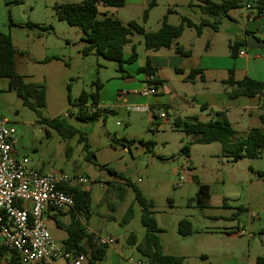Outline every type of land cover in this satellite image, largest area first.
Wrapping results in <instances>:
<instances>
[{
  "label": "rangeland",
  "instance_id": "374dc122",
  "mask_svg": "<svg viewBox=\"0 0 264 264\" xmlns=\"http://www.w3.org/2000/svg\"><path fill=\"white\" fill-rule=\"evenodd\" d=\"M12 1L0 0V31L10 34L19 50L17 73L29 83L45 86L47 104L38 116L11 89V80L0 78V117L15 127L16 148L28 151L32 166L43 169L44 174L63 172L88 179L84 189L90 193L89 216L81 225L87 231L92 230L95 236L116 240L110 247L112 263L147 264L136 247L127 243L131 234L137 236L139 243L146 235L141 206L129 183L155 204V217L163 231L160 239L164 254L182 256L187 264H258L259 258L264 259V177L259 174L264 172V156L233 161L223 155L219 142L196 144L194 136L179 130L173 110L168 111L165 119L160 118L162 113L166 114L162 106L151 107L149 112L136 110V106L148 101L135 94L141 91L144 78L139 69L146 66L141 36L137 35L142 41L138 49L140 59L124 66L125 74L129 75L124 79L118 63L97 55H83L82 32L57 18L55 5L63 0H24L21 5L11 4ZM71 1L81 4L84 0ZM190 2L198 3L197 0L162 1L155 16L175 5L179 12L195 21L205 18L199 9L193 12L188 8ZM103 11L101 7V17ZM27 22L53 29L28 30L22 26ZM239 22L242 23L240 18ZM154 25L152 22L151 26ZM230 28L232 34L239 33L234 25ZM185 37L188 39L189 34ZM218 50L227 52L222 45ZM131 54V47L127 46L125 55ZM47 57L61 60L42 63ZM98 84L103 86L104 110L115 112L99 121H79L76 104L80 94L94 91ZM219 89L227 106L224 91L232 92L234 88L219 86ZM119 91L129 94L119 97ZM188 91V88L178 90L182 97ZM55 118L66 119L80 130L88 139L90 150L84 149L79 134L65 138L49 126L48 121ZM216 120L217 115L213 113L212 119H203V122ZM233 128L240 138L249 129L264 131V125L255 116L240 125L234 123ZM149 143H154L150 150ZM186 146L190 149L189 155L183 151ZM181 176L185 181L179 184ZM197 179L211 187L206 209L197 206ZM130 208L133 218L123 224ZM65 216L71 218L69 212ZM45 220L55 240L63 245L68 236L66 230L58 228L47 215ZM183 220L191 223L192 235L180 234L179 223ZM239 231L245 235L238 236Z\"/></svg>",
  "mask_w": 264,
  "mask_h": 264
},
{
  "label": "trees",
  "instance_id": "16d2710c",
  "mask_svg": "<svg viewBox=\"0 0 264 264\" xmlns=\"http://www.w3.org/2000/svg\"><path fill=\"white\" fill-rule=\"evenodd\" d=\"M160 0H153L146 10L144 21H147L149 12L156 7ZM198 7L208 19L202 20L196 25L191 19L182 17L179 25H171L168 22V14L162 20V25L158 31L148 32L145 28L135 21L124 25L117 18L103 14L100 16L99 8H122L126 4V0H85L81 4H57L55 10L58 19L65 21L69 26L78 28L82 32L81 41L84 43L82 53L84 56L97 55L105 60L113 61L119 64V72L124 78L129 75L125 74L124 66L134 64L139 55L137 47L132 46V54L129 58H125L124 49L130 43V38L134 34L144 37L145 46L149 50L158 51L161 49L174 48L175 52L183 57L191 56V53L185 51L178 45L177 40L184 34L186 28H195L197 33L201 35L203 28L212 26L218 30V26L225 18H230V12L242 9L247 5H252L257 10V16L264 14V0H227L221 3H215L212 0H197ZM24 0H14L11 4L21 5ZM191 2L190 6H193ZM26 27L30 30L41 29L43 31L51 29L50 27H41L32 22H27ZM250 33H248L249 35ZM242 44V43H241ZM241 44L237 43L231 46L233 55L236 53ZM247 41H244V46ZM20 55L18 49L14 46L13 38L10 34H4L0 31V78H8L11 80V89L21 99L24 106L41 116V110L47 104V91L43 84L29 83L25 77L17 73V56ZM54 60H61L59 57H47L42 63H49ZM140 73L151 75L155 74V70L147 65L139 70ZM199 71H192L191 75H195ZM158 85L161 82L156 80ZM227 85L235 87L231 92L232 98L246 96L249 98L259 97L261 106L264 109V82L256 81L251 78H245L240 82L234 79V71H230V78L226 81ZM102 85H96V89L91 92L83 91L77 101L78 107L76 118L82 122L99 121L100 118L106 119L108 114L115 111H107L99 108L101 99ZM261 123L264 125V114L259 116ZM177 127H182V131L187 135L195 137L196 144H212L219 142L222 145L223 155L231 158L233 161L241 159L255 160L264 156V131L253 129L243 138L236 139V131L228 120L202 122L197 117H192L188 121H179L175 123ZM48 125L59 131L65 138H74L78 134L81 136L80 141L84 144L86 151L90 150V144L86 136L74 126L70 125L66 119L55 118L48 121ZM154 143L148 144V149L153 148ZM184 153L189 155L188 146L183 148ZM90 156V155H89ZM88 156V157H89ZM94 157V155L91 154ZM93 158H88L92 161ZM109 171L116 177L121 175L114 170ZM264 177V172L259 173ZM198 192L196 195L197 206L206 209L211 199V187L201 183L199 179ZM129 186L135 192V199L140 204L142 210L141 222L146 229V235L142 242H138L136 235L131 234L127 239V243L135 246L137 251L142 255L147 264H187L182 256L166 255L163 252L160 234L163 232L159 227L154 213L155 204L144 196L142 191L129 183ZM73 195L76 202V208L68 211L71 215V222L61 227L59 221L57 224L60 228H64L68 233V238L63 245L70 251L75 253H83L88 256L91 264L103 262L106 259L108 247H100L96 243V236L88 233L81 222L78 215H83L86 219L89 216L90 193L81 188L65 189ZM62 212L52 216L57 220ZM133 218V209L130 208L124 217L123 224H128ZM179 232L182 236H190L193 233L191 223L183 220L179 223ZM87 244L84 245L83 242ZM11 256L10 264H19L17 257L13 252L5 247H0V264H3L5 256ZM258 264H264V259L259 258Z\"/></svg>",
  "mask_w": 264,
  "mask_h": 264
},
{
  "label": "crops",
  "instance_id": "0c3cea01",
  "mask_svg": "<svg viewBox=\"0 0 264 264\" xmlns=\"http://www.w3.org/2000/svg\"><path fill=\"white\" fill-rule=\"evenodd\" d=\"M152 1L153 0H126L125 6L116 9V11H111V8L103 7L104 11L102 12V15L107 14L108 16L117 18L124 25H128L130 22L135 21L142 25L148 32L158 31L162 25L164 16L168 14L169 11L171 12H169L168 15V22L169 24L175 26L180 24L182 17L191 19L196 25H199L204 19H208L213 22V19L208 18L206 15L205 18L202 17L195 21L188 15L179 12L176 8L177 6L175 5L173 8L167 7L166 10L162 12V15L156 17L155 11L159 8L160 3L165 0H160L157 6L151 9L147 21H144L145 12L149 8ZM212 1L215 3H221L227 0ZM61 4L76 3L71 0H63ZM197 4L190 6V2L187 5L192 11L194 9L200 10ZM251 7V9H247L245 6L242 9L231 11L230 18L223 19L222 23L218 26V30H215L212 26H207L203 28L201 35H199L195 28H186L184 34L177 40V43L185 51L191 53V56L189 57L178 55L174 48L161 49L158 51L149 50L145 46L144 37L142 35L134 34L131 36L130 43L127 44L126 47L130 46L132 50V46L135 45L138 53V49L142 47V41L138 39V36H141L143 38V46L145 47L146 66L150 65L155 70L156 78L159 82H161V84L158 85L159 93L155 96L148 97L147 103L138 105L136 108H140V111H146L145 109H147L149 112L151 107H165V118L168 117V111L173 110L175 113V123L179 121H188L192 117H197L203 122V119H212V115L215 113L217 115L216 121H223L226 119L232 126L234 123L240 125L241 123L252 119L253 116L259 118L261 114H264V109L261 106V100L259 97L249 98L246 96H240L238 98H232L230 95L231 92L225 90L224 94L228 100V104L225 106L223 102L224 97L221 93H219V86L231 88L230 85L226 84V81L230 78L231 70L234 71V79L236 82H240L245 78H251L256 81L264 82V14L257 16V10L252 5ZM174 18H177L178 21L176 19L175 22ZM239 18L242 20V23L239 22ZM59 22L65 21L59 20ZM152 22H154L156 26H151ZM231 24L239 29L238 34H232L230 26L233 25ZM22 26L23 28L28 29L26 27V23ZM49 27L51 30L53 29L51 26ZM239 27H242V29ZM33 30L41 29L36 28ZM248 33H250L249 35H254L258 39L260 46L251 49L248 44L245 46L243 45L244 41H247ZM186 34H189L188 39L185 37ZM237 43L242 44L233 55L231 46ZM219 45L226 46L227 52L219 53ZM250 50H252L251 54L249 53ZM241 51H244L246 54L241 56ZM138 55V59H140V54L138 53ZM130 56L125 55V58H129ZM192 71L199 72L195 75H191ZM147 76V74H144L142 86L140 88L141 91L147 87ZM122 78L124 77L122 76ZM178 88H188L189 91L187 94L185 92L183 94L184 97H182L179 95ZM232 88L235 89V87ZM138 93L139 92H136L135 94L139 95ZM128 94L129 93L123 91H119L117 93L119 97L126 96ZM105 107V99L102 91L99 108L105 109ZM230 117H232V120ZM160 118L162 117L160 116ZM177 128L179 130L183 129L182 127ZM251 130L252 129H249L245 135L247 136ZM239 138L240 137L236 134V139ZM16 152L18 158H22L23 156L27 157L28 151L26 149L19 151L16 148ZM40 171L43 173V169H40ZM176 172L177 170H175V173ZM79 188L86 191L84 187ZM67 212H62V215L58 216L57 220H54L52 216L58 214L59 212L50 211L47 216L56 223L58 228H60V226L64 227L71 222V218L69 219L68 216H65ZM57 221H59L60 226L57 224ZM88 233H93V231L89 230ZM67 238L68 236L63 241ZM83 244L86 245L87 242L84 241ZM112 250L117 252L115 248ZM112 255L113 253L109 248L106 259L103 262L113 264ZM62 262L63 264H66L64 261ZM10 263L11 256H5L3 264ZM87 264H91L90 261ZM97 264H102V262Z\"/></svg>",
  "mask_w": 264,
  "mask_h": 264
},
{
  "label": "built area",
  "instance_id": "2783aa9c",
  "mask_svg": "<svg viewBox=\"0 0 264 264\" xmlns=\"http://www.w3.org/2000/svg\"><path fill=\"white\" fill-rule=\"evenodd\" d=\"M246 8L252 7L247 5ZM245 54L244 51L240 52L241 56ZM156 80L155 74L148 75L147 87L138 94L145 98L157 95L159 89ZM161 117L165 118L166 115L162 113ZM16 133L12 123L0 117V247L13 252L19 264H57L58 261L87 264V255L75 253L58 244L45 217L50 211L75 209L73 195L65 189L84 187L89 184L88 179L63 172L43 174L39 168L31 165L28 157H17ZM184 181L181 176L179 184ZM77 218L80 222L86 221L83 215ZM244 235V231L238 232V236ZM115 242L113 237L96 236V243L100 247L110 248Z\"/></svg>",
  "mask_w": 264,
  "mask_h": 264
},
{
  "label": "water",
  "instance_id": "95a60500",
  "mask_svg": "<svg viewBox=\"0 0 264 264\" xmlns=\"http://www.w3.org/2000/svg\"><path fill=\"white\" fill-rule=\"evenodd\" d=\"M247 44H248L249 48H251V49L257 48L258 46H260V42L258 41V39L254 35H248Z\"/></svg>",
  "mask_w": 264,
  "mask_h": 264
}]
</instances>
